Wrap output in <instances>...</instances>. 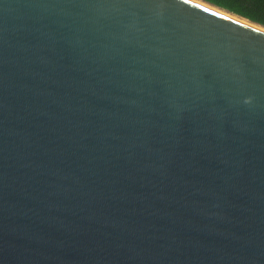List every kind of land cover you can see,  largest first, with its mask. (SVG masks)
Listing matches in <instances>:
<instances>
[{"label":"water","instance_id":"95a60500","mask_svg":"<svg viewBox=\"0 0 264 264\" xmlns=\"http://www.w3.org/2000/svg\"><path fill=\"white\" fill-rule=\"evenodd\" d=\"M203 3L0 0V264H264V31Z\"/></svg>","mask_w":264,"mask_h":264},{"label":"trees","instance_id":"16d2710c","mask_svg":"<svg viewBox=\"0 0 264 264\" xmlns=\"http://www.w3.org/2000/svg\"><path fill=\"white\" fill-rule=\"evenodd\" d=\"M264 27V0H201Z\"/></svg>","mask_w":264,"mask_h":264},{"label":"bare ground","instance_id":"6f19581e","mask_svg":"<svg viewBox=\"0 0 264 264\" xmlns=\"http://www.w3.org/2000/svg\"><path fill=\"white\" fill-rule=\"evenodd\" d=\"M191 1L196 2V3H198V4L202 5V6L208 7V5H206V4H204L203 2H200V1H198V0H191ZM208 8H210V7H208ZM211 9H213L214 11L220 12V13H222V14H225L223 11H220V10H218V9H216V8H211ZM225 15H227V14H225ZM227 16H229V15H227ZM231 18H233V19H239V18L236 17V16H231ZM243 22L246 23V24H248L247 21H244V20H243ZM249 25L254 26V27H256V28H258V29L264 31V29L260 28L259 26L255 25V24H254V25L249 24Z\"/></svg>","mask_w":264,"mask_h":264}]
</instances>
